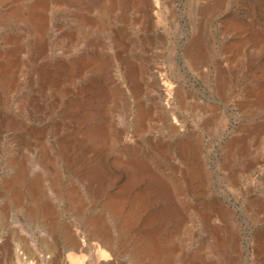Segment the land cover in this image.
Masks as SVG:
<instances>
[{"label":"rangeland","instance_id":"rangeland-1","mask_svg":"<svg viewBox=\"0 0 264 264\" xmlns=\"http://www.w3.org/2000/svg\"><path fill=\"white\" fill-rule=\"evenodd\" d=\"M95 221L152 264H264V0H0V264L103 248Z\"/></svg>","mask_w":264,"mask_h":264},{"label":"bare ground","instance_id":"bare-ground-1","mask_svg":"<svg viewBox=\"0 0 264 264\" xmlns=\"http://www.w3.org/2000/svg\"><path fill=\"white\" fill-rule=\"evenodd\" d=\"M19 12L18 13L16 12L17 15L19 17L24 18L23 13H19ZM4 17L6 18V16H4ZM20 19H18V20H20ZM24 21H26V18ZM10 22H12V21H10ZM9 24H11V23H9ZM16 25H19V24L17 23ZM168 125L170 127V130H172V131H176L179 128L178 124L176 122H174L171 118L169 119ZM90 132L91 131H89V133ZM93 136H94V134L89 135V139L93 138ZM98 137H99V135H98ZM18 174H19V172H18ZM20 176H22V175L20 174L19 177ZM5 182H7V181H5ZM37 182H36V184H37ZM36 184H34V186ZM41 184H42V182H41ZM78 201L79 200H77L76 202H78ZM122 202L123 201H121L120 198H118V200L110 201L109 204H110L111 209L114 211V214L120 210ZM35 213H36V211H35ZM134 220L135 219L131 216V218H129L127 221H125L126 222L125 227H127L128 230L132 227ZM134 223H136V222H134ZM95 224H96V226L94 225L95 227L92 226L93 230L91 232V237L96 239V241L98 243L97 244L95 243V244L97 246H100V247L103 246V248H99V247L98 248H91L93 244L88 245L84 242H81L79 235L73 234L69 229H67V232L65 234V238H66L67 244H68L67 247H69V248H47L46 251L40 250L39 252L35 253V256L33 257V259L31 261L29 260V263H27V261L24 259V257L21 256L20 254H17L16 258L18 261H20L21 264H60V262L66 257L68 258V260H66V261L67 262L69 261L70 264H92L93 263L92 261H94V259H96L95 261L98 264H139V263L141 264L145 260H147L146 264H152L158 260V257H159L158 251L159 250L156 247L155 248L152 247L150 239L144 240L141 244L135 243L134 247L129 248L128 253H127V248H117L116 247L114 238L112 237V235L110 234V232L107 229H104V227L100 228L99 221H95ZM67 227H69V226H67ZM122 236H125V235H122ZM92 243H93V241H92ZM152 243H154V242H152ZM130 245H132V244H130ZM4 246H5V244L4 245L0 244V250H2L4 248ZM125 253H127V255L129 256V259L127 261L122 260V257L125 255ZM47 255L50 256L49 257L50 259H47ZM167 264H172V261H169Z\"/></svg>","mask_w":264,"mask_h":264}]
</instances>
